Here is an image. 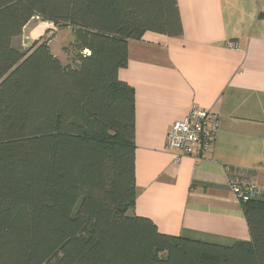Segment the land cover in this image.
Returning a JSON list of instances; mask_svg holds the SVG:
<instances>
[{"label":"trees","instance_id":"1","mask_svg":"<svg viewBox=\"0 0 264 264\" xmlns=\"http://www.w3.org/2000/svg\"><path fill=\"white\" fill-rule=\"evenodd\" d=\"M33 18L74 36L12 44ZM183 32L177 0H0V264H264V200L242 202L249 241L160 233L134 215L128 40Z\"/></svg>","mask_w":264,"mask_h":264},{"label":"crops","instance_id":"2","mask_svg":"<svg viewBox=\"0 0 264 264\" xmlns=\"http://www.w3.org/2000/svg\"><path fill=\"white\" fill-rule=\"evenodd\" d=\"M177 5L182 34L146 32L128 40V63L119 71L134 90L132 213L167 235L225 246L249 241L242 202L229 179L254 184L264 200V0H177ZM48 28L54 27L33 18L12 44L27 48ZM24 33L25 44L19 42ZM229 41L237 48L227 47ZM49 46L62 63L69 62L70 52L63 57L53 52L51 41ZM193 106L217 116L214 143L200 160H176L167 134Z\"/></svg>","mask_w":264,"mask_h":264},{"label":"built area","instance_id":"3","mask_svg":"<svg viewBox=\"0 0 264 264\" xmlns=\"http://www.w3.org/2000/svg\"><path fill=\"white\" fill-rule=\"evenodd\" d=\"M226 46L237 48L234 41H229ZM217 127V116L204 108L193 106L183 119L175 121L169 128L167 147L178 152L175 156L176 160L183 156H190L196 161L200 160L211 149ZM225 170L230 171V168L225 166ZM229 185L241 202L259 198L258 189L254 184L246 185L237 178L230 177Z\"/></svg>","mask_w":264,"mask_h":264},{"label":"rangeland","instance_id":"4","mask_svg":"<svg viewBox=\"0 0 264 264\" xmlns=\"http://www.w3.org/2000/svg\"><path fill=\"white\" fill-rule=\"evenodd\" d=\"M26 35L27 33L26 34L24 33L19 38L20 43L23 41L25 44L26 41H29L26 39ZM40 39L42 40L46 39V40H49V42L51 41V47H53V52L57 54H61L64 57V53H68V51L65 50L66 49L65 47H69L71 41H73L74 39V36L71 33V30L69 28H53V30L48 28L46 30V34H44L43 38H40ZM60 51L62 52L64 51V52L61 53ZM70 58L68 59L69 61H70Z\"/></svg>","mask_w":264,"mask_h":264}]
</instances>
